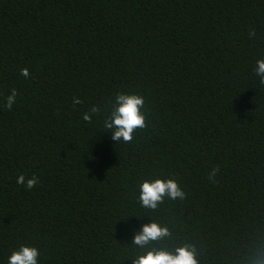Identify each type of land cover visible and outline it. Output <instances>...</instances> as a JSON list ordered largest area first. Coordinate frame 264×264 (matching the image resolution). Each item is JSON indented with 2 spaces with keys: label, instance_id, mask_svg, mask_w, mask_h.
<instances>
[{
  "label": "trees",
  "instance_id": "trees-1",
  "mask_svg": "<svg viewBox=\"0 0 264 264\" xmlns=\"http://www.w3.org/2000/svg\"><path fill=\"white\" fill-rule=\"evenodd\" d=\"M259 59L264 0H0V264L21 245L39 264H134L186 245L198 264L264 255ZM119 93L145 98L131 143L104 127ZM155 179L186 198L142 207ZM153 222L171 234L134 245Z\"/></svg>",
  "mask_w": 264,
  "mask_h": 264
},
{
  "label": "clouds",
  "instance_id": "clouds-1",
  "mask_svg": "<svg viewBox=\"0 0 264 264\" xmlns=\"http://www.w3.org/2000/svg\"><path fill=\"white\" fill-rule=\"evenodd\" d=\"M255 36V31L250 32V37ZM254 73L259 77V82L264 85V59L256 61ZM24 77H28L30 72L27 68L21 70ZM17 91L12 89L11 95L6 98V106L11 109L16 102ZM74 103H82L79 98H74ZM117 107L112 114L109 122H106V129H114L112 140L131 143L134 139V132L137 129L147 127L146 116L141 111L145 106V98L138 94L119 93L116 95ZM100 108L92 106L89 112L83 114L85 121L91 122L92 114L98 113ZM220 172L219 166L211 170L208 179L215 181ZM39 178L32 176L30 178L20 175L17 183L24 185L27 189H33L38 183ZM165 196L172 200L185 199L187 193L180 187L175 179H155L154 181L145 180L140 185L139 201L144 208L155 210L163 203ZM170 230L167 227H161L158 223L145 224L142 230L135 235L133 244L144 248L152 241H158L169 236ZM39 249L36 247L21 245L14 250L8 258V264H39ZM134 264H198L194 246H184L177 248L175 253L165 250H150L146 255H141L134 260ZM252 264H264V255L258 254L252 258Z\"/></svg>",
  "mask_w": 264,
  "mask_h": 264
}]
</instances>
